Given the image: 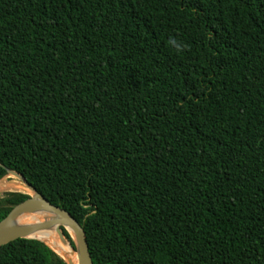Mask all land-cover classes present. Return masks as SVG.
<instances>
[{
    "label": "trees",
    "instance_id": "trees-1",
    "mask_svg": "<svg viewBox=\"0 0 264 264\" xmlns=\"http://www.w3.org/2000/svg\"><path fill=\"white\" fill-rule=\"evenodd\" d=\"M8 170L93 264H264V0H0ZM0 264L67 263L17 238Z\"/></svg>",
    "mask_w": 264,
    "mask_h": 264
},
{
    "label": "water",
    "instance_id": "water-1",
    "mask_svg": "<svg viewBox=\"0 0 264 264\" xmlns=\"http://www.w3.org/2000/svg\"><path fill=\"white\" fill-rule=\"evenodd\" d=\"M8 172L18 175L24 182L26 187L32 192L28 198L15 204L7 214L0 219V246L4 245L17 238H35L33 235L37 233H48L49 229L56 223H60L65 228L68 227L75 232L76 251L78 257L77 264H93L91 255L88 249V244L85 238L83 227L66 209L52 204L43 197L34 187L26 182L24 177L18 172L8 170ZM43 212L54 213L53 217L43 219L37 223L18 224L16 218L21 214L36 213L42 214ZM57 227L56 231H60ZM41 240V239H39ZM43 241V240H41ZM58 253V252H57ZM60 255V254H59ZM61 256V255H60ZM67 264H73L71 260L65 259L61 256Z\"/></svg>",
    "mask_w": 264,
    "mask_h": 264
},
{
    "label": "bare ground",
    "instance_id": "bare-ground-1",
    "mask_svg": "<svg viewBox=\"0 0 264 264\" xmlns=\"http://www.w3.org/2000/svg\"><path fill=\"white\" fill-rule=\"evenodd\" d=\"M53 216L54 213L52 212H43L42 214L26 213L19 215L16 218V223L18 224H28L30 222L37 223L39 221H42L43 219H47ZM66 230L70 235L76 237L75 232L72 229L66 227ZM33 236L46 242L50 247H52L56 252H58V254L63 256L65 259L71 260L73 264L78 263L77 252H75L72 248L67 247L65 244L59 241L50 230L48 233H37Z\"/></svg>",
    "mask_w": 264,
    "mask_h": 264
},
{
    "label": "rangeland",
    "instance_id": "rangeland-1",
    "mask_svg": "<svg viewBox=\"0 0 264 264\" xmlns=\"http://www.w3.org/2000/svg\"><path fill=\"white\" fill-rule=\"evenodd\" d=\"M17 186V187H16ZM19 191L21 193H26L28 195H31L32 192L26 187V185L24 184V182L21 180V178L11 172H8L7 175H5L2 179H0V194L3 191ZM32 223V222H30ZM67 230L64 226H61V236L64 240H66L70 245V240L66 235ZM68 236L71 238V240L73 241L74 245H71L72 249L77 252L76 250V245H75V240L76 237H73L72 235H70L68 233Z\"/></svg>",
    "mask_w": 264,
    "mask_h": 264
},
{
    "label": "clouds",
    "instance_id": "clouds-1",
    "mask_svg": "<svg viewBox=\"0 0 264 264\" xmlns=\"http://www.w3.org/2000/svg\"><path fill=\"white\" fill-rule=\"evenodd\" d=\"M171 43L175 44V41L173 40V41H171Z\"/></svg>",
    "mask_w": 264,
    "mask_h": 264
}]
</instances>
